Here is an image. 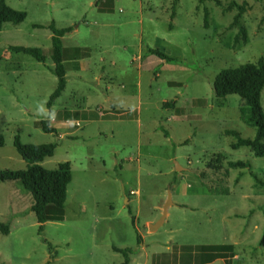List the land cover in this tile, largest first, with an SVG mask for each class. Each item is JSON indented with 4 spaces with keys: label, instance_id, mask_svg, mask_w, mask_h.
<instances>
[{
    "label": "rangeland",
    "instance_id": "374dc122",
    "mask_svg": "<svg viewBox=\"0 0 264 264\" xmlns=\"http://www.w3.org/2000/svg\"><path fill=\"white\" fill-rule=\"evenodd\" d=\"M217 1L5 0L25 19L0 30V170L24 169L12 146L17 136L22 144H54L39 165L52 170L68 162L71 180L63 220L45 223L39 233L30 196L14 182H0V223L9 230L0 234V264H120L112 247L131 249L128 264H178L180 246L200 245L231 246L208 264H264V187L250 176L264 182V157L230 149L235 140L224 131L251 139L254 129L239 118L243 101L218 99L211 86L222 69L264 60V0ZM230 2L244 7V41H233ZM50 21L72 31L61 42L65 88L48 112L56 84ZM9 46L38 48L45 60ZM171 101L172 108L162 107ZM260 106L264 113V87ZM76 109L107 118L60 116ZM40 121L56 133H43ZM235 161L249 168L228 167ZM167 192L173 204L149 230Z\"/></svg>",
    "mask_w": 264,
    "mask_h": 264
},
{
    "label": "trees",
    "instance_id": "16d2710c",
    "mask_svg": "<svg viewBox=\"0 0 264 264\" xmlns=\"http://www.w3.org/2000/svg\"><path fill=\"white\" fill-rule=\"evenodd\" d=\"M198 4L204 1H211L219 6L217 0H195ZM236 9V13L232 17L231 24L237 28V33L233 39L234 43L240 39L245 40V31L240 24L241 14L244 12L243 5H237L234 2L227 4V10ZM207 10L203 9V27H206ZM173 12L170 17L172 18ZM25 19V13L11 9L5 3V0H0V30L6 23L18 25ZM46 29L50 33V61L52 67L49 72L55 77L56 84L52 93L49 95L45 107L48 112H51L53 102L63 92L66 84L65 72L68 66L64 65L61 60L62 38L72 31L71 27L57 28L53 21H50ZM8 50L11 53L24 54L31 57L38 63H43L45 58L38 48H28L22 46H9ZM146 53L157 57L163 63H172L173 59L168 57L159 49L146 48ZM212 91L216 98L223 99L229 95H235L241 99L246 107L239 115L240 120L249 127L254 129V135L251 139L241 138L236 131L226 130L225 136L232 137L235 141L230 144V149L236 150L240 147H245L250 150L252 155L257 158L264 157V113L260 106V93L264 87V60L259 58L255 63H245L235 68H226L220 70L212 80ZM174 102L163 103L162 107L172 108ZM243 109V108H242ZM241 109V110H242ZM63 119L83 118V120H97L93 113H73L62 112L60 114ZM43 133L55 134L56 130L50 127L47 121H40L38 124ZM186 143V141L184 142ZM3 145V137L0 135V147ZM12 146L18 156L24 162L25 167L22 170H0V182H14L30 196L31 204L29 211L32 212L35 222L37 223V232H41L43 225L47 222H60L63 220V207L66 196V187L71 180L70 166L68 162H61L52 170L44 169L39 165L44 159L52 156L55 145L47 144H22L17 136L13 138ZM230 168L247 169V162L235 161L228 162ZM251 178L255 184L264 187V182L259 181L256 176L251 173ZM173 183V181H172ZM260 212L263 217L262 228L259 237L260 245H264V203L260 206ZM129 215L130 209H127ZM133 217L130 216L132 223ZM8 226L0 223V234H8ZM139 239L137 237L136 244ZM115 253L122 255L120 264H128V254L131 249L111 248ZM181 252L178 264H208L216 259L222 258L221 255L230 251V245H214V246H180Z\"/></svg>",
    "mask_w": 264,
    "mask_h": 264
},
{
    "label": "crops",
    "instance_id": "0c3cea01",
    "mask_svg": "<svg viewBox=\"0 0 264 264\" xmlns=\"http://www.w3.org/2000/svg\"><path fill=\"white\" fill-rule=\"evenodd\" d=\"M62 112H66V111H62ZM68 112H69V111H68ZM72 112H73V113H80V112L88 113L86 110H79V109L73 110ZM93 114H95L96 117H97V118H100V119H102V118H107V117H103V114H97V113H93ZM129 192H132V194H129V193H128L129 195H136V194H137V192H134V191H129ZM210 193H211V194H213V193L216 194V193H218V191L214 190L213 192L210 191ZM166 198H167V193H166ZM170 199H171V196H170V193H169V202H170V203L167 205V207H169L170 204H173V203L171 202ZM165 200H166V199H165ZM161 210H162V208H161ZM161 213H162V211H161ZM160 216H161V215H160ZM165 216H166V211H165L164 217H165ZM158 219H159V218H158ZM163 220H164V219H163ZM163 220H162V221H163ZM148 225H149V224H148ZM148 225H147V226H148Z\"/></svg>",
    "mask_w": 264,
    "mask_h": 264
},
{
    "label": "water",
    "instance_id": "95a60500",
    "mask_svg": "<svg viewBox=\"0 0 264 264\" xmlns=\"http://www.w3.org/2000/svg\"><path fill=\"white\" fill-rule=\"evenodd\" d=\"M176 170H178V169H176ZM169 203H170V202H169V192H167V198H166V200H165V203H164L163 206H162V213H161V216L159 217V219H158L154 224H149V225L147 226L149 230H154L156 227H158V226L161 224V222H162V220H163V218H164L165 209H166V207H167V205H168Z\"/></svg>",
    "mask_w": 264,
    "mask_h": 264
},
{
    "label": "built area",
    "instance_id": "2783aa9c",
    "mask_svg": "<svg viewBox=\"0 0 264 264\" xmlns=\"http://www.w3.org/2000/svg\"><path fill=\"white\" fill-rule=\"evenodd\" d=\"M129 194H132V192H129Z\"/></svg>",
    "mask_w": 264,
    "mask_h": 264
}]
</instances>
